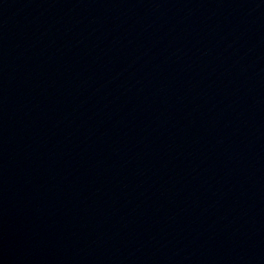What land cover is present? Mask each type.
<instances>
[{
    "label": "water",
    "instance_id": "obj_1",
    "mask_svg": "<svg viewBox=\"0 0 264 264\" xmlns=\"http://www.w3.org/2000/svg\"><path fill=\"white\" fill-rule=\"evenodd\" d=\"M0 264H264V0H0Z\"/></svg>",
    "mask_w": 264,
    "mask_h": 264
}]
</instances>
